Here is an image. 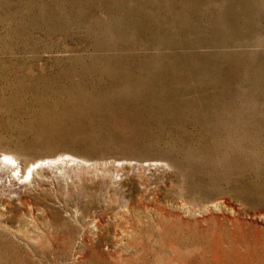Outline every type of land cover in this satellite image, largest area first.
<instances>
[{"label": "rangeland", "instance_id": "374dc122", "mask_svg": "<svg viewBox=\"0 0 264 264\" xmlns=\"http://www.w3.org/2000/svg\"><path fill=\"white\" fill-rule=\"evenodd\" d=\"M2 152L77 162L0 163V264H264V0H0Z\"/></svg>", "mask_w": 264, "mask_h": 264}, {"label": "bare ground", "instance_id": "6f19581e", "mask_svg": "<svg viewBox=\"0 0 264 264\" xmlns=\"http://www.w3.org/2000/svg\"><path fill=\"white\" fill-rule=\"evenodd\" d=\"M60 161L65 162V163L68 161L77 162L76 158H74L68 154H64V156L61 155L60 157H55V158H44V159H40V160L36 159L35 162L27 164L26 166H24L22 168L23 170H21L20 166H19V162L16 160V158L12 154L7 153V152H2L0 154V163L3 164V166H6V169H7V167H9L13 171V172L12 171H10V172L15 174V177L16 176H19V177L24 176L25 178L30 177L32 175V171L36 167H38V165L44 164V165L48 166V165H52V164H55V163L60 162Z\"/></svg>", "mask_w": 264, "mask_h": 264}]
</instances>
